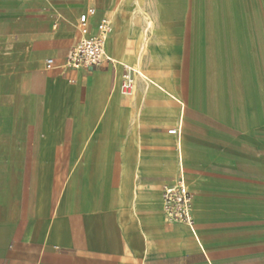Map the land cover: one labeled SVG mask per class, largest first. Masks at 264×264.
I'll use <instances>...</instances> for the list:
<instances>
[{
  "label": "crops",
  "instance_id": "1",
  "mask_svg": "<svg viewBox=\"0 0 264 264\" xmlns=\"http://www.w3.org/2000/svg\"><path fill=\"white\" fill-rule=\"evenodd\" d=\"M119 1H95L91 34ZM157 1L145 61L175 64L151 78L181 102L140 73L121 92L138 57L113 33L112 60L65 65L89 0H0V264H264V0ZM122 2V41L142 47ZM201 64L246 71L210 81ZM180 155L194 230L163 212Z\"/></svg>",
  "mask_w": 264,
  "mask_h": 264
},
{
  "label": "built area",
  "instance_id": "2",
  "mask_svg": "<svg viewBox=\"0 0 264 264\" xmlns=\"http://www.w3.org/2000/svg\"><path fill=\"white\" fill-rule=\"evenodd\" d=\"M87 10L79 17L78 28L81 34L79 41L69 48L65 65L72 68L86 66L98 67L107 60H112L106 53L107 41L112 33V20L104 15L98 25L95 34L90 33L91 18L97 13L96 0H89ZM47 68H53L55 60L47 59ZM128 66H125V73L122 77L121 92L124 95H133L136 90L134 74ZM170 134H179L180 129L173 128L168 131ZM187 169L183 157H179V176L176 183L165 186L162 194L163 212L167 219L175 223H184L194 230L193 203L194 194L189 188Z\"/></svg>",
  "mask_w": 264,
  "mask_h": 264
},
{
  "label": "rangeland",
  "instance_id": "3",
  "mask_svg": "<svg viewBox=\"0 0 264 264\" xmlns=\"http://www.w3.org/2000/svg\"><path fill=\"white\" fill-rule=\"evenodd\" d=\"M130 1L133 3L132 5H130L131 15H129V16L126 15V18L129 19V23L131 25H133V26L135 25V27H137V26L143 27V30L145 31L143 33V45H142V47H137L136 44H134V46H133V44H132L133 42H131L130 47H127V46H125V43H123L122 33H121L120 28H119V25L117 27V21H116V18L119 19L120 21L122 19L121 14H122L123 2H122V0H120L114 9L115 14L113 13V17L111 18L112 27H113V30H112L113 35L112 36H114L112 42H114V47H115L116 53L126 54L127 56H129L132 59H134L135 57L136 58L138 57V62L134 61V63L131 64L138 71L137 73L134 74L136 82L141 78L140 77V74H141L147 80H150L152 84L156 85L159 88L165 89V91L171 97H173L178 102H181L182 98L179 94L172 93L170 90H168L166 87H164V85L160 84L159 82H157L151 78L152 77L151 74L154 71H157V72L172 71L173 67L175 68V64H173V63L156 64V63H149V62L145 61L146 59H149V57H151V59H154L153 58L154 56L160 55L159 49H153V48L149 47V43L151 42V39H153V37L155 36L154 31H155L156 27L160 24L159 23L160 16L157 15L158 8L156 5V3L157 4L159 3V1H157V0H145V2H144V0H141V5H139V0H130ZM124 3H127V2H124ZM139 7L142 9L144 7H147L148 10L146 11V14L137 15ZM141 13H144V10H142ZM126 39H127V37H126ZM185 50H189V49H185ZM131 65H130V68L132 71H134V68ZM193 66L195 67V65H193ZM245 66L246 65H244V64H238V65H234V64H218V65H211V64L205 65V64H203L202 65L201 64V65H197L198 68L195 72H198V75H200V76L209 77L210 81L213 77H220V79L222 81H224V79H225V81L227 82L229 78L236 77L237 79H239L241 77V73L246 71ZM229 92H230V90L226 87L221 93L222 98H226L228 100L229 95H230ZM213 93H217V91H215ZM226 115L231 116V115H233V112H226ZM228 119H227V122H229L230 124L234 123V120L230 121L231 119L230 120H228Z\"/></svg>",
  "mask_w": 264,
  "mask_h": 264
},
{
  "label": "bare ground",
  "instance_id": "4",
  "mask_svg": "<svg viewBox=\"0 0 264 264\" xmlns=\"http://www.w3.org/2000/svg\"><path fill=\"white\" fill-rule=\"evenodd\" d=\"M126 66H128V65H126ZM129 68H130V66H128ZM131 69V68H130ZM132 71V70H131Z\"/></svg>",
  "mask_w": 264,
  "mask_h": 264
}]
</instances>
